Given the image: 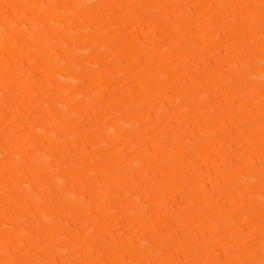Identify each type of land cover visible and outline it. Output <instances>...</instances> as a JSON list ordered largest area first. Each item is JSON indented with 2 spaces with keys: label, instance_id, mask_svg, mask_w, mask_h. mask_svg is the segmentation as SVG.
<instances>
[{
  "label": "rangeland",
  "instance_id": "374dc122",
  "mask_svg": "<svg viewBox=\"0 0 264 264\" xmlns=\"http://www.w3.org/2000/svg\"><path fill=\"white\" fill-rule=\"evenodd\" d=\"M0 264H264V0H0Z\"/></svg>",
  "mask_w": 264,
  "mask_h": 264
}]
</instances>
